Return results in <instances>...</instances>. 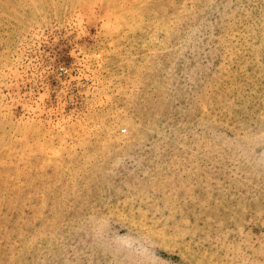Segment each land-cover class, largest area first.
<instances>
[{
  "label": "rangeland",
  "instance_id": "rangeland-1",
  "mask_svg": "<svg viewBox=\"0 0 264 264\" xmlns=\"http://www.w3.org/2000/svg\"><path fill=\"white\" fill-rule=\"evenodd\" d=\"M0 264H264V0H0Z\"/></svg>",
  "mask_w": 264,
  "mask_h": 264
}]
</instances>
